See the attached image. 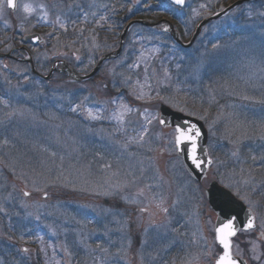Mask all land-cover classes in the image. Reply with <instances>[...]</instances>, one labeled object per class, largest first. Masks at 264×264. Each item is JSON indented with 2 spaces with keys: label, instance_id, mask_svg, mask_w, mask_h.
<instances>
[{
  "label": "rangeland",
  "instance_id": "1",
  "mask_svg": "<svg viewBox=\"0 0 264 264\" xmlns=\"http://www.w3.org/2000/svg\"><path fill=\"white\" fill-rule=\"evenodd\" d=\"M143 1L19 0L13 14L0 0V52L39 32L46 43L29 46L41 73L54 59L87 71ZM231 1L188 0L179 17L194 29ZM256 6L213 23L187 50L135 26L123 56L83 85L45 84L26 63L0 59V264H214L205 197L214 179L257 215L235 254L264 264V1ZM227 35L225 46L216 40ZM160 103L208 128L205 181L184 169L175 131L159 125ZM14 222L29 228L14 237Z\"/></svg>",
  "mask_w": 264,
  "mask_h": 264
},
{
  "label": "water",
  "instance_id": "2",
  "mask_svg": "<svg viewBox=\"0 0 264 264\" xmlns=\"http://www.w3.org/2000/svg\"><path fill=\"white\" fill-rule=\"evenodd\" d=\"M14 2L16 5V0H14ZM240 3H241V1L236 3L235 6H237ZM11 9L15 10V8H11ZM229 10L230 9H226L225 11L218 14L217 16H214L210 19L205 20L202 23V25H205L207 22L222 16L223 14L228 12ZM137 22L142 23L144 25L152 26V27H156L158 25V23L157 24H151V23L139 21V20H135V21L130 22L127 25V27L125 28V31L123 33L120 49L117 52L111 53V54L103 57L100 60L98 66L95 68V70L88 76H81V75L77 74L74 70H71L66 64H64L65 68L62 70H66L69 73V76L71 78L77 80V81H82V80H85L87 78L92 77L99 70L100 66L102 65V63L106 59L114 58L120 54L127 31L129 30V28L134 23H137ZM199 29H200V27H199ZM199 29H198L195 37L199 33ZM168 32L174 37V39L176 41H179L178 36L175 33V31L173 30L172 26H170V28L168 29ZM195 37H194V39H195ZM28 40H32L34 43H40L43 41V39L41 38V36L39 34L27 36L25 38V41H28ZM10 56H11L10 53L9 54H0V57H10ZM25 61L30 63L32 72L35 75H37L38 73L35 70V67H34L32 60L31 59H25ZM52 72H53V70H52ZM52 72L50 73V75L48 77H45V78L49 79L52 75ZM160 123L164 128L170 127V128H175V129L181 128V129H185V130H191V129H197L198 130V132L193 131L191 134L194 136L195 141H196V153L195 154H196L197 160L201 162L199 167H197L196 164L193 163V160H192V143L190 141L184 140L182 143L176 142V146H177V150H178V155L183 158V160L185 162V166L188 169V171L191 173V175L195 179L202 181L203 178L206 177V174H207L209 167L212 163L211 159L209 158L208 151H207L208 134H207V131H206L203 123L194 119V118H190V117H187L181 113L175 112L165 105L161 106ZM176 136H177V133H176ZM175 141H176V137H175ZM206 194H207V197H208V200L210 202L211 207L213 208V210L217 214L216 229L219 227H222L226 223L231 222L233 224V227H234L235 232L237 234L240 230L249 229V227H248L249 222L252 223V225H253L252 227L255 226L254 216H253L252 212L244 206L243 202H241L237 198H235V196L232 195L231 192H229L225 188L221 187L217 182L211 183L209 189H207V191H206ZM236 234L230 238L231 252H232V238L235 237ZM216 239H217V232H216ZM217 242L219 244L218 239H217ZM219 246L223 249L222 245L219 244ZM221 255H223V253ZM232 256H233V254H232ZM219 257H218V259H219ZM233 258L235 260H237L239 262V264H247L245 260L236 258L234 256H233ZM218 259L216 260L215 264H217Z\"/></svg>",
  "mask_w": 264,
  "mask_h": 264
},
{
  "label": "snow or ice",
  "instance_id": "3",
  "mask_svg": "<svg viewBox=\"0 0 264 264\" xmlns=\"http://www.w3.org/2000/svg\"><path fill=\"white\" fill-rule=\"evenodd\" d=\"M185 0H174V3L177 5H183ZM7 5L10 8H15L14 0H7ZM24 11L26 13H30L32 8L29 5H24ZM193 131L198 132L197 129L185 130L181 128L176 129V142L182 143L184 140H188L192 143V160L193 163L196 164L197 167L200 166V161L197 160L196 157V141L194 136L191 134ZM27 195V193H26ZM253 225L249 222L248 227L251 228ZM217 239L219 244L223 246V255H221L217 261V264H239L237 260H235L232 256L231 252V241L230 238L236 234L233 224L231 222L224 224L222 227L216 229ZM27 251V249H24Z\"/></svg>",
  "mask_w": 264,
  "mask_h": 264
},
{
  "label": "trees",
  "instance_id": "4",
  "mask_svg": "<svg viewBox=\"0 0 264 264\" xmlns=\"http://www.w3.org/2000/svg\"><path fill=\"white\" fill-rule=\"evenodd\" d=\"M153 16H154V15H153ZM148 17H149V16H148ZM154 17H155V16H154ZM154 17H153V18H154ZM142 18H144V17H142Z\"/></svg>",
  "mask_w": 264,
  "mask_h": 264
}]
</instances>
